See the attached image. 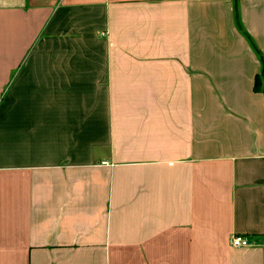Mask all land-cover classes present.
I'll list each match as a JSON object with an SVG mask.
<instances>
[{
  "label": "crops",
  "instance_id": "crops-1",
  "mask_svg": "<svg viewBox=\"0 0 264 264\" xmlns=\"http://www.w3.org/2000/svg\"><path fill=\"white\" fill-rule=\"evenodd\" d=\"M263 56L264 0H0V264H264Z\"/></svg>",
  "mask_w": 264,
  "mask_h": 264
},
{
  "label": "built area",
  "instance_id": "built-area-1",
  "mask_svg": "<svg viewBox=\"0 0 264 264\" xmlns=\"http://www.w3.org/2000/svg\"><path fill=\"white\" fill-rule=\"evenodd\" d=\"M232 245L234 247H246L248 246V240L241 236H234L232 239Z\"/></svg>",
  "mask_w": 264,
  "mask_h": 264
},
{
  "label": "trees",
  "instance_id": "trees-1",
  "mask_svg": "<svg viewBox=\"0 0 264 264\" xmlns=\"http://www.w3.org/2000/svg\"><path fill=\"white\" fill-rule=\"evenodd\" d=\"M263 74V72L261 73V75ZM261 75H257L255 78V91H259V92H263L264 94V88L261 87L262 82H261Z\"/></svg>",
  "mask_w": 264,
  "mask_h": 264
},
{
  "label": "rangeland",
  "instance_id": "rangeland-1",
  "mask_svg": "<svg viewBox=\"0 0 264 264\" xmlns=\"http://www.w3.org/2000/svg\"><path fill=\"white\" fill-rule=\"evenodd\" d=\"M262 60H263V74L261 75V82H262V78L264 77V56L262 57ZM262 88H264V85L262 84L261 85Z\"/></svg>",
  "mask_w": 264,
  "mask_h": 264
}]
</instances>
